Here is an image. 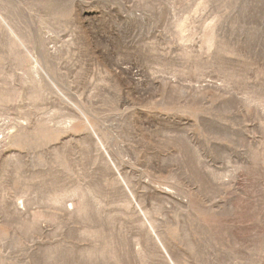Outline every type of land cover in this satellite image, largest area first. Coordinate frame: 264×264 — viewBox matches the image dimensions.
Here are the masks:
<instances>
[{"label": "rangeland", "instance_id": "1", "mask_svg": "<svg viewBox=\"0 0 264 264\" xmlns=\"http://www.w3.org/2000/svg\"><path fill=\"white\" fill-rule=\"evenodd\" d=\"M0 264H264V0H0Z\"/></svg>", "mask_w": 264, "mask_h": 264}]
</instances>
